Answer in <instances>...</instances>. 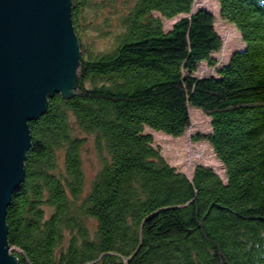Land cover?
<instances>
[{"label": "trees", "instance_id": "trees-1", "mask_svg": "<svg viewBox=\"0 0 264 264\" xmlns=\"http://www.w3.org/2000/svg\"><path fill=\"white\" fill-rule=\"evenodd\" d=\"M116 1L71 0L76 88L29 122L26 177L6 217L18 264H264V0H217L245 43L222 66L215 16L193 12L195 0H123L104 31L111 45L88 48L83 12ZM203 62L215 75L197 77ZM191 107L211 120L195 139L226 181L204 165L188 177L147 132L182 136ZM88 145L100 159L91 181Z\"/></svg>", "mask_w": 264, "mask_h": 264}, {"label": "water", "instance_id": "water-1", "mask_svg": "<svg viewBox=\"0 0 264 264\" xmlns=\"http://www.w3.org/2000/svg\"><path fill=\"white\" fill-rule=\"evenodd\" d=\"M79 59L71 0H0V264H18L6 217L26 177L29 122L75 90Z\"/></svg>", "mask_w": 264, "mask_h": 264}, {"label": "rangeland", "instance_id": "rangeland-1", "mask_svg": "<svg viewBox=\"0 0 264 264\" xmlns=\"http://www.w3.org/2000/svg\"><path fill=\"white\" fill-rule=\"evenodd\" d=\"M204 8L212 12L215 16V27L223 38V47L217 53L213 54V58L217 61V66L225 65L235 51L245 47V43L241 38V34L235 25L226 21L220 14V6L217 0H195L193 12ZM127 5L123 0H117L114 6L104 8L101 15L93 9H86L83 12L84 31H82L83 41L88 48L95 52L106 50L112 42L111 32L104 31L115 29V25L119 19L115 10H126ZM110 25L107 28L104 24L105 16H113ZM180 17L172 20L164 19V27L169 30ZM197 77L204 78L215 75V68L210 67L206 62L201 63ZM192 124L189 129L180 137H173L163 132L147 129L152 134L155 146L161 149L163 156L167 161L178 170L187 174L188 177L193 176V172L198 165L212 167L221 178L226 181L225 168L221 161L217 158L212 146L205 140H196L200 134L209 133L211 131V120L201 110L190 108ZM84 171L88 181H91L96 172L100 168V159L92 146L88 145L83 153Z\"/></svg>", "mask_w": 264, "mask_h": 264}]
</instances>
